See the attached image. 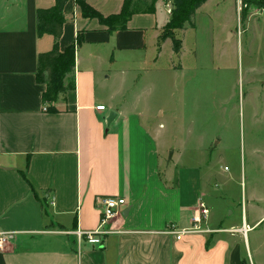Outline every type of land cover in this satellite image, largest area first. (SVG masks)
I'll return each mask as SVG.
<instances>
[{"label": "crops", "instance_id": "obj_1", "mask_svg": "<svg viewBox=\"0 0 264 264\" xmlns=\"http://www.w3.org/2000/svg\"><path fill=\"white\" fill-rule=\"evenodd\" d=\"M79 2L109 17L124 0L68 1L59 49L78 34L82 43L64 80L73 86L51 110L42 104L44 86L35 74L38 55L53 40L37 37L35 15L54 1L0 0V234L12 236L0 264H248L243 241L264 225V213L255 216L251 206V223L231 215L225 227L208 214L202 224L208 233L179 241L166 234L190 228L199 204L205 206L202 173L179 166L178 151L170 159L178 164L170 168L166 161L163 169L169 150L160 137L143 130L140 113L114 105L129 91L137 61L156 62L166 47L174 55L169 41L158 43L169 4L159 1L153 13L133 15L124 31L108 33L82 17ZM110 113L115 119L107 127ZM99 198H121L125 206L108 223L101 247L78 249L75 232L100 224Z\"/></svg>", "mask_w": 264, "mask_h": 264}, {"label": "rangeland", "instance_id": "obj_2", "mask_svg": "<svg viewBox=\"0 0 264 264\" xmlns=\"http://www.w3.org/2000/svg\"><path fill=\"white\" fill-rule=\"evenodd\" d=\"M240 9V0L208 1L194 29L175 32L180 54L166 47L156 62L137 61L114 104L140 113L143 130L160 137L163 169L176 151L180 164L175 157L170 168L199 167L209 218L222 227L231 215L251 223V206L264 213V11L251 7L241 22ZM67 80L55 103L71 90ZM243 243L248 264H264V225Z\"/></svg>", "mask_w": 264, "mask_h": 264}, {"label": "trees", "instance_id": "obj_3", "mask_svg": "<svg viewBox=\"0 0 264 264\" xmlns=\"http://www.w3.org/2000/svg\"><path fill=\"white\" fill-rule=\"evenodd\" d=\"M53 6L49 9L36 11V35L38 38L49 36L53 40L52 48L47 53H41L37 57L36 83L44 86L41 96L44 106L52 107L58 96L64 92V80L74 72L75 50L82 43V37L77 35L75 43L64 51L59 49V40L63 34V11L69 0H53ZM168 3L171 13L167 24L162 29L158 43L169 41L174 55L181 51V41L176 38V31L188 27L194 29V17L208 0H124L119 14L102 17L83 2H79L81 15L84 19H96L108 33L124 31L127 23L133 15L151 14L155 5L159 2ZM240 18L244 22L251 7L264 11V0H240ZM73 84H71V87Z\"/></svg>", "mask_w": 264, "mask_h": 264}, {"label": "built area", "instance_id": "obj_4", "mask_svg": "<svg viewBox=\"0 0 264 264\" xmlns=\"http://www.w3.org/2000/svg\"><path fill=\"white\" fill-rule=\"evenodd\" d=\"M166 9L167 14L170 15L171 6L167 5ZM96 110L104 111L105 109L103 106H99ZM96 204L101 209L100 224L98 228L92 232H75L74 235L78 249L82 244L101 247L103 244V238L110 233L109 228H107L108 223L117 217L121 213V208L125 206V202L121 198H99L96 200ZM208 214V209L203 204H199L197 213L192 217V226L190 228L182 229L178 232H175L173 228H170L166 234L175 236V239L179 241L184 236L208 233V231H205L202 228V224L206 221ZM11 238V235L0 234V252L4 250L6 244Z\"/></svg>", "mask_w": 264, "mask_h": 264}, {"label": "water", "instance_id": "obj_5", "mask_svg": "<svg viewBox=\"0 0 264 264\" xmlns=\"http://www.w3.org/2000/svg\"><path fill=\"white\" fill-rule=\"evenodd\" d=\"M114 119H115V114L110 113L106 119V126L109 127Z\"/></svg>", "mask_w": 264, "mask_h": 264}]
</instances>
